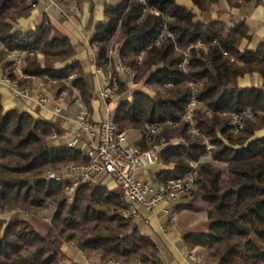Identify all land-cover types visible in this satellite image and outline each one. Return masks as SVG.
Segmentation results:
<instances>
[{"label":"trees","instance_id":"trees-1","mask_svg":"<svg viewBox=\"0 0 264 264\" xmlns=\"http://www.w3.org/2000/svg\"><path fill=\"white\" fill-rule=\"evenodd\" d=\"M55 1L76 6L85 2ZM115 1L103 5L107 22L94 27V63L105 69L108 48L117 46L121 62L135 72L132 84L143 83L155 91L153 97L135 90L124 98L126 88L120 84L116 94L121 99L113 112L116 128L141 134L146 125L160 126L151 143L141 138L134 142L141 150L165 144L157 163L162 168L155 174L160 184L182 177L189 162L199 161L194 189L187 195L191 201L175 207L196 211L197 202L206 213V230L183 237L189 249L203 248L207 264H264V137H255L264 129V44L255 51L240 50L249 29L245 22L230 27L223 19L211 20L217 0H190L198 13L179 5V0ZM32 10L28 0H0L2 70L11 67L7 52H25L24 77L17 80L21 87L40 78L55 93L66 90L71 104L80 98L91 114L94 78L76 59V45L68 37L54 36L46 17L32 31L19 29V21L29 18ZM198 41L207 49L194 48ZM187 50L188 64L182 69L179 64ZM253 74L261 77L262 86L236 85L239 78ZM69 76L78 94L63 83ZM50 79L57 83L51 85ZM189 83L200 84L195 98L207 109L193 112L199 136L181 119L192 97ZM243 112L253 117H245L234 132L231 116ZM64 134L58 120L17 108L5 110L0 100V214L18 211L35 217L53 209L45 234L19 216L0 217V264H59L64 245L95 256L100 264H161L155 240L142 233L135 218L124 217L130 205L119 189L85 183L69 202L63 183L46 179V172L88 161L58 142ZM205 154L212 161L200 162Z\"/></svg>","mask_w":264,"mask_h":264},{"label":"built area","instance_id":"built-area-1","mask_svg":"<svg viewBox=\"0 0 264 264\" xmlns=\"http://www.w3.org/2000/svg\"><path fill=\"white\" fill-rule=\"evenodd\" d=\"M42 1L45 2L46 6L50 7L60 5L55 0ZM259 1L264 4V0ZM28 3L33 10L37 8L36 3L31 0H28ZM163 34L164 31L158 37L156 43H158ZM168 35L171 36V34ZM193 47L196 49H207V46L200 41L196 42ZM0 48H3L2 45ZM33 53L30 52L29 55ZM25 54V52L21 51L7 52L6 56L11 62V67L2 70L0 66V85L10 89L15 97L24 98L32 102L33 106L37 108H44L52 100L55 104L52 114L54 117H58L61 113L60 105L67 98V91L60 90L51 99L45 94H38L36 98L32 97L30 95L31 92H36V90L28 86L23 88L17 81L24 77L22 68L24 66ZM107 55L109 62L105 66V69H101L96 65L94 68L95 75L101 74L103 76L99 99L103 100L106 104L110 103L114 98L121 99V96L116 94L120 84H123L125 87L128 83L132 84L135 76V72L121 62L117 46L109 47ZM188 56L187 51L184 54L183 61L179 64L180 68L185 69L188 64ZM71 78L72 76H69L62 81L74 94H78L77 88L70 84ZM49 82L50 84L57 83L55 79H50ZM199 85L195 83L188 84V87L192 91V97L181 118L184 122L188 123L189 131L198 136L200 135L199 130L193 125V112L196 109L207 111L203 103L197 101L195 98V91ZM167 87H170V84H167ZM72 104L77 109L74 130L70 133L69 139L64 143L69 148L81 152L88 161L82 165H67L60 172H46L45 174L46 179L63 183V193L69 202L73 201L75 190L80 185L99 182L101 177H106L108 181L114 184L115 188H118L122 192L125 201L130 205L128 210L123 211L124 217L128 218L139 217L141 209L153 211L160 205L176 203L193 191L199 161L189 162V170L182 177L160 184L158 187H153L149 182L139 179L137 172L157 164L159 152L165 144L161 142L159 145H154L148 150H141L129 142L127 131H120L116 128L113 113L107 110L106 116L97 121L89 114L80 98H75ZM245 117L252 118L253 116L247 112L232 114L231 125L234 132H238L242 128ZM168 124L172 125L170 122ZM160 130L161 128L157 124L146 125L140 134V138L147 144L151 143L160 133ZM62 138H64V135ZM209 160H211V157L205 154L201 157L200 162ZM163 212L170 216V222L175 220L173 212L166 209H163ZM188 257L193 264H204L198 256L192 253H189ZM104 264L116 263L107 262Z\"/></svg>","mask_w":264,"mask_h":264},{"label":"crops","instance_id":"crops-1","mask_svg":"<svg viewBox=\"0 0 264 264\" xmlns=\"http://www.w3.org/2000/svg\"><path fill=\"white\" fill-rule=\"evenodd\" d=\"M36 3L37 8L32 10L31 16L19 21V29L23 32L32 31L38 26L43 18L46 17L53 29V35L56 37H68L73 45H76V59L81 63L83 71L86 74L93 75L95 90L99 89L103 82L101 74H94V50L90 45V39L94 34L96 24L107 22L103 14V5L115 3V0H85L80 6L74 3L67 5H58L56 7L46 6L42 0H31ZM179 5L191 9L198 13L190 0H179ZM211 20L223 19L230 27L240 22H245L249 29V39L244 40L240 50L244 48L255 51L257 46L264 44V4L259 0H217L213 11L209 13ZM238 87H258L263 85V80L258 74L246 75L236 82ZM29 88L35 89L31 96L36 98L39 94H45L52 98L55 92L51 90L40 78L31 79ZM1 105L5 110L17 108L20 111H26L34 116H40L43 119L59 121L60 127L65 131L64 138L58 140L64 143L71 136L74 130V120L77 109L64 99L61 103V113L58 117L52 114V101H49L44 108L34 107L32 102L17 98L10 89L0 85ZM100 99L94 98L91 102L94 120L102 118L100 112ZM132 135L130 138L134 137ZM136 137V138H135ZM134 143L139 137L135 136ZM255 137H264V129L258 131ZM162 168L161 165H151L137 172V177L147 182H154L160 185L155 179V174ZM110 189L115 186L112 182L106 183ZM191 201L189 197H184L180 201L171 204L160 205L153 211L141 209L139 217L135 218L140 223L143 234L150 236L155 240L159 247V261L161 264H193L188 257L189 253L198 256L204 264L206 252L201 247L189 249L183 242V237L189 233H200L206 230L208 220L203 210L202 203H195L198 208L194 210L176 211L175 207L181 204H187ZM163 209L170 210L175 215V220L170 222L169 215L163 212ZM64 257L68 264H100L95 256L87 257L75 250L71 246H63Z\"/></svg>","mask_w":264,"mask_h":264},{"label":"rangeland","instance_id":"rangeland-1","mask_svg":"<svg viewBox=\"0 0 264 264\" xmlns=\"http://www.w3.org/2000/svg\"><path fill=\"white\" fill-rule=\"evenodd\" d=\"M32 55H36L40 59L42 58V55L39 52L33 53ZM6 59H7V56H6ZM51 85H54V84H51ZM125 88H126V93L123 95L124 98H129L131 96V94L135 90H139V91H141V92H143V93H145V94H147V95H149L151 97H153L155 95L154 89L149 87V86L144 85L143 83H138V84L128 83ZM99 93H100V87H99V89L95 90V99L97 97L99 98ZM66 99H68V97ZM50 101H52V100H50ZM119 101H120V99L114 98L110 103L106 104L103 100H100L101 103H100V108H99L98 111L100 112L101 116L104 118L106 116V114H107V110H108V112L113 113L114 109L118 105ZM54 105L55 104L53 102L52 110H53ZM127 132H128V138H130L132 135H135V136L140 138V133H138V132H135V131H127ZM134 137L130 138V140H134L136 138V137L135 138ZM207 149H209V148H207ZM207 155L210 157V154H207ZM221 167H223V166H221ZM99 182L100 183H105V185H106V183H108L109 181H108V179L106 177H101L99 179ZM150 184L153 187H158L157 183L150 182ZM114 189H118V188H114ZM52 213H53V209L49 208V209H47L45 211H42L41 213H39L35 217L34 216L25 215L24 213L18 212V211H13V212L0 214V217L8 219V218H11V217H14V216H19V217H21V218H23L25 220H28L31 223V225L34 227V229H36L40 234H45L47 232L48 228H49V223H50V219H51ZM64 246H67V245H64ZM82 255H84V254H82ZM61 262H63V264H68L66 259H65V257L60 259L59 264H61Z\"/></svg>","mask_w":264,"mask_h":264}]
</instances>
